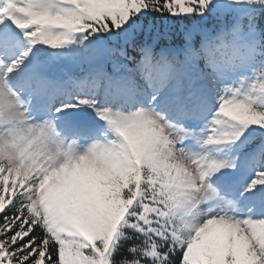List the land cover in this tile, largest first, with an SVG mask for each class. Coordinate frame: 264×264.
<instances>
[{
	"label": "snow or ice",
	"instance_id": "6c2138e0",
	"mask_svg": "<svg viewBox=\"0 0 264 264\" xmlns=\"http://www.w3.org/2000/svg\"><path fill=\"white\" fill-rule=\"evenodd\" d=\"M0 264H264V0H0Z\"/></svg>",
	"mask_w": 264,
	"mask_h": 264
}]
</instances>
